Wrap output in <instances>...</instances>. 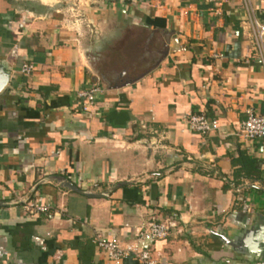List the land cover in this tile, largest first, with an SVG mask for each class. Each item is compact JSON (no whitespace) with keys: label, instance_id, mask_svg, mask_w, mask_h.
Here are the masks:
<instances>
[{"label":"crops","instance_id":"1","mask_svg":"<svg viewBox=\"0 0 264 264\" xmlns=\"http://www.w3.org/2000/svg\"><path fill=\"white\" fill-rule=\"evenodd\" d=\"M249 5L264 24V0ZM253 35L243 0H0V264H111L96 235L129 243L170 215L181 234L141 241L160 264H226L215 232L264 209L232 165L243 153L264 178V138L238 136L264 112ZM94 83L84 113L75 94ZM191 113L218 130H191ZM27 199L49 209L25 214Z\"/></svg>","mask_w":264,"mask_h":264},{"label":"built area","instance_id":"2","mask_svg":"<svg viewBox=\"0 0 264 264\" xmlns=\"http://www.w3.org/2000/svg\"><path fill=\"white\" fill-rule=\"evenodd\" d=\"M246 4L248 22L253 28L254 44L257 51L264 59V24L261 23L253 13L249 0H243ZM214 57L218 55L214 54ZM33 70L30 62H24L21 65L20 72L29 74ZM103 93V88L99 84H91L76 91V97L79 100L82 112H90L95 105L98 97ZM189 128L198 133H206L218 130V122L215 119H209L202 113H191L187 117ZM238 136L245 140H254L264 138V112L254 113L252 110L247 112V118L242 122ZM49 209L46 204H41L30 199L22 200L21 210L25 214L38 215ZM183 231L178 218L170 215L163 219H150L145 225L141 226L135 236V240L129 243H120L115 239H109L102 235H96L95 243L100 252L104 255L106 261L111 264H120L125 257H132L140 264H160L159 256L148 247H142L141 241H157L169 237L172 233L181 234ZM229 263V260L226 261Z\"/></svg>","mask_w":264,"mask_h":264},{"label":"water","instance_id":"3","mask_svg":"<svg viewBox=\"0 0 264 264\" xmlns=\"http://www.w3.org/2000/svg\"><path fill=\"white\" fill-rule=\"evenodd\" d=\"M166 51L164 52V55ZM10 72L7 71L4 65H0V92L5 88L9 81ZM62 185L70 191L79 193L87 197H95L102 195H95L90 192L80 190L76 185L68 179H58ZM256 222L246 225L231 238L223 233L215 232L216 236L223 244L233 248L235 252L242 255L248 260H255L256 264H264V214H257ZM237 264H248L247 262L237 261ZM234 263V264H236ZM232 264V263H227Z\"/></svg>","mask_w":264,"mask_h":264},{"label":"trees","instance_id":"4","mask_svg":"<svg viewBox=\"0 0 264 264\" xmlns=\"http://www.w3.org/2000/svg\"><path fill=\"white\" fill-rule=\"evenodd\" d=\"M149 22L158 24L159 20L156 19ZM232 165H238V169L233 172L234 179L243 178L251 181H258L262 185V189H259V192H264V178L260 176V172L254 166L253 161L248 160L243 153H239L238 157L232 160ZM238 182H236L235 184H238Z\"/></svg>","mask_w":264,"mask_h":264},{"label":"rangeland","instance_id":"5","mask_svg":"<svg viewBox=\"0 0 264 264\" xmlns=\"http://www.w3.org/2000/svg\"><path fill=\"white\" fill-rule=\"evenodd\" d=\"M260 192H258V194L256 193V203H260V200L262 198H264V194H259ZM257 214H264V209H261V210H258V211H252L251 214L249 215V219H250V222L248 223V225L250 224H253L254 222H256V217H257ZM168 217V216H167ZM166 218V217H165ZM222 243V241L219 239V238H216V247H213L214 249L216 248L217 250H219V256H225L226 258H228L230 261L229 263H236L237 261H241V262H247L248 264H256V261L255 260H248L246 259L245 257H243L242 255L238 254V252H235L233 250V248L229 247L228 245H225V244H222V248H220L221 246H219V243ZM222 249V250H221ZM243 258V260H242ZM244 260H247V261H244ZM225 264V263H223ZM227 264V263H226ZM237 264V263H236Z\"/></svg>","mask_w":264,"mask_h":264},{"label":"flooded vegetation","instance_id":"6","mask_svg":"<svg viewBox=\"0 0 264 264\" xmlns=\"http://www.w3.org/2000/svg\"><path fill=\"white\" fill-rule=\"evenodd\" d=\"M242 260H243V258H242ZM244 261H247V260H244Z\"/></svg>","mask_w":264,"mask_h":264}]
</instances>
